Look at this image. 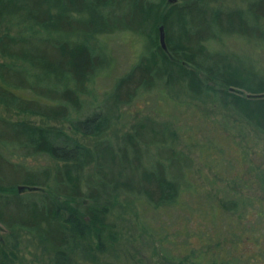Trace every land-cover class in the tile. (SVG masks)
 <instances>
[{"label":"trees","instance_id":"obj_1","mask_svg":"<svg viewBox=\"0 0 264 264\" xmlns=\"http://www.w3.org/2000/svg\"><path fill=\"white\" fill-rule=\"evenodd\" d=\"M214 2L0 0V105L44 122L0 118V145L50 162L28 171L0 155V225L11 240L23 232L50 248L48 264H74V256L103 250L110 232L106 215L117 196L126 195L156 213L174 207L186 211L184 218L196 215L193 228L201 233L192 234L201 247L197 253L190 247L176 264H247L250 256L259 258L264 172L245 166L240 155L225 165L233 173L218 196L187 179L188 158L166 145L163 125L149 118L125 132L119 147L107 138L88 145L78 139L104 133L118 120L121 106L157 85L180 86L190 99L210 97L264 137V70L251 56L212 46L233 36L264 47V0L233 9L213 7ZM159 25L165 50L157 40ZM16 27L23 30L8 32ZM115 29L143 35L141 54L85 111L81 96L109 63L88 41ZM28 75L37 80L29 82ZM149 145L156 146L157 155L145 163L142 151ZM18 185L24 188L18 191ZM218 214L222 218L216 221ZM246 240L258 250L255 255L243 256L239 246ZM11 254L0 248L2 257ZM5 258L0 264H9Z\"/></svg>","mask_w":264,"mask_h":264},{"label":"rangeland","instance_id":"obj_2","mask_svg":"<svg viewBox=\"0 0 264 264\" xmlns=\"http://www.w3.org/2000/svg\"><path fill=\"white\" fill-rule=\"evenodd\" d=\"M248 1L250 0H215L213 7L243 8ZM2 30L0 27V31ZM17 30L23 29L16 27L9 29L8 32L12 34ZM76 38L80 39L81 36L73 39ZM144 41L143 35L120 29L95 36L88 41L92 48L98 50L101 48L105 52L109 63L103 72L94 77L93 83L88 87L90 89L88 95L81 96L85 111L91 108L92 103H98L105 91L111 87L113 80L135 62L141 54ZM253 44L245 39L230 36L212 43V46L244 55L248 60L251 56L254 66L264 70V47H256ZM27 80L34 83L37 79L28 75ZM172 89H164L161 85H157L142 91L129 104L120 107L118 120L104 133L98 137L79 136L78 139L88 145L97 139L107 138L114 147H119L123 134L131 131L138 120L146 117L163 125L166 145L188 158L191 165L188 172L191 175H188L187 179L204 188H211V191L218 193V196L224 194L226 181L233 173L231 167L225 166L232 163L229 161L232 156L240 155L244 165H251L254 169L264 172L263 136L226 109L219 108L210 97L201 100L190 99L180 86ZM0 118L26 120L44 125L38 117L16 114L2 105H0ZM45 123L50 127L66 126V123ZM145 150L146 152H142L147 158L144 162L147 163L148 160L152 161L156 157V146L149 145ZM5 151H11L12 154L8 155ZM0 155L20 165L22 170H39L50 165L44 155L24 156L21 151L14 152L13 148L5 149L1 145ZM254 192L256 195L259 194L256 186H253ZM243 193L248 194L249 191ZM188 202L192 204V199L186 198V203ZM114 203L106 215L110 232L103 237V250L98 252L89 249L86 257L74 256V264H176L179 260H183L190 247L195 249V253L201 247L200 241L192 234L194 231L201 233L193 228L192 220L195 214L184 218L186 211L174 207L156 213L149 208L146 209L145 205L139 208V202L126 195H118ZM246 216L249 221L252 220L250 215ZM221 218L222 216L218 214L215 220L219 221ZM207 231L211 234L210 230ZM261 232L264 236V229ZM7 233L0 225V248H3L6 254L7 251H11L13 256L8 255L5 258L0 255L1 260L4 261L5 258L9 264H48L50 248L23 232L17 233L12 240ZM202 237L208 239L209 236L202 234ZM261 238L260 246L263 253L259 258H250V256L247 264H264V237ZM184 239L188 243L187 246L183 244ZM245 242L246 244L242 243L239 246L240 250L245 252L243 256L250 253L255 255L254 252L258 250L250 240ZM201 264H204V260H201Z\"/></svg>","mask_w":264,"mask_h":264},{"label":"water","instance_id":"obj_3","mask_svg":"<svg viewBox=\"0 0 264 264\" xmlns=\"http://www.w3.org/2000/svg\"><path fill=\"white\" fill-rule=\"evenodd\" d=\"M176 0H165L166 3L172 4L174 3ZM157 40H158V44L160 45V47L165 50V44H164V35H163V28L162 25H159L157 27ZM24 188V186L18 185L17 186V190L21 191ZM29 189H34L33 187L29 188Z\"/></svg>","mask_w":264,"mask_h":264}]
</instances>
